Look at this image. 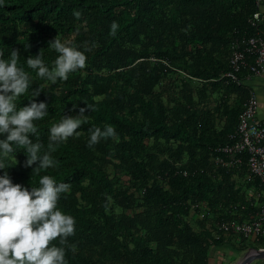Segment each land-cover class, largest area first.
<instances>
[{
    "label": "trees",
    "instance_id": "1",
    "mask_svg": "<svg viewBox=\"0 0 264 264\" xmlns=\"http://www.w3.org/2000/svg\"><path fill=\"white\" fill-rule=\"evenodd\" d=\"M259 10L256 0H0V51L7 60L17 50L18 67L30 77L17 107L37 90L35 101L48 105L30 137L44 145L41 155L54 123L92 109L78 135L51 152L54 167L32 173L39 162L25 167L27 156L15 145L5 161L13 183L29 190L43 175L70 184L58 201L76 221L67 264H211L222 247L242 253L264 246V237L222 229L253 222L264 201L247 154L238 165L215 162L231 159L218 150L233 143L249 93L225 76L229 58L241 41L263 32L254 24ZM57 35L91 50L84 69L51 82L26 59L42 50L51 69L58 54L48 42ZM247 73L242 67L236 77ZM105 125L116 136L89 148V129ZM52 243L60 246L59 239Z\"/></svg>",
    "mask_w": 264,
    "mask_h": 264
},
{
    "label": "clouds",
    "instance_id": "2",
    "mask_svg": "<svg viewBox=\"0 0 264 264\" xmlns=\"http://www.w3.org/2000/svg\"><path fill=\"white\" fill-rule=\"evenodd\" d=\"M74 15L79 18L80 12H74ZM117 29L118 23L113 21L109 34L115 36ZM48 46L58 54L51 69L43 61L42 50L26 59L28 68L35 70L40 78L51 82L65 81L70 73L86 67L85 51L90 48L80 51L70 42H62L59 35L49 41ZM3 56L0 51V136L4 137L0 139V170H4L0 175V264H67L66 249L75 251V245L68 244V237L75 234L76 221L58 209V201L60 194L70 191V184L57 183L51 176L43 175L39 178V186L29 190L13 183L5 161L14 152L15 145L27 156L25 167L39 162L32 173L39 175L41 170L54 167L57 161L51 152L55 151L56 145L78 135L77 130L87 122L85 112L92 109L87 105V108L79 109V115L63 116L54 123L49 129V151L41 155L44 145L39 140L33 142L30 137L38 131L34 122L43 120L48 114V105L35 101L41 92L37 90L27 106L17 107V100L29 88L30 77L23 67H18L20 55L17 50L12 49L7 60ZM89 133V148H94L101 139L116 136L111 125H105L103 130L90 128ZM57 239L60 246L52 243Z\"/></svg>",
    "mask_w": 264,
    "mask_h": 264
},
{
    "label": "built area",
    "instance_id": "3",
    "mask_svg": "<svg viewBox=\"0 0 264 264\" xmlns=\"http://www.w3.org/2000/svg\"><path fill=\"white\" fill-rule=\"evenodd\" d=\"M264 0H256L257 6L260 8ZM263 25V32L255 37L247 38L240 42V46L232 52L229 58L231 71L225 76L239 84L249 79L247 76L239 80L236 73L242 67H248V76L258 73L264 63V10H259L254 14V24ZM253 57V63L247 64V57ZM258 101L255 93L249 90L248 97L244 102L243 109L238 118L236 131L230 136L233 143L220 148L218 151L231 159L227 163L222 162L218 158L216 163L225 166L231 164H240L239 155L247 154V167L250 174L256 176L264 187V125L257 121ZM264 201L259 209L256 219L251 223H235L222 224V229L228 231L232 229L236 234L245 238L259 240L264 237ZM264 248H260L263 251Z\"/></svg>",
    "mask_w": 264,
    "mask_h": 264
},
{
    "label": "crops",
    "instance_id": "4",
    "mask_svg": "<svg viewBox=\"0 0 264 264\" xmlns=\"http://www.w3.org/2000/svg\"><path fill=\"white\" fill-rule=\"evenodd\" d=\"M260 10H264V2L262 6H260ZM246 76L249 79L246 78L244 83L249 87V90H252L255 93L257 101H258L257 121L264 125V63L262 64L258 73L252 74L251 76L250 75L248 76V73H247ZM249 242L252 243L253 241L250 240ZM234 246H237V245H234ZM260 248H264V246H258V247L250 246L244 252L239 253L241 254V256L239 257L238 260L236 261L232 260L228 264H238L239 262L243 260L245 254H247L248 252L253 253V249L259 250ZM228 249L234 250V247L233 248L228 247ZM243 253L245 254L243 255ZM221 262L222 260L220 259L219 254L216 252L211 258V264H221ZM249 264H264V258L254 259Z\"/></svg>",
    "mask_w": 264,
    "mask_h": 264
},
{
    "label": "rangeland",
    "instance_id": "5",
    "mask_svg": "<svg viewBox=\"0 0 264 264\" xmlns=\"http://www.w3.org/2000/svg\"><path fill=\"white\" fill-rule=\"evenodd\" d=\"M219 254L220 259L222 260L221 264H228L230 261L238 260L241 254H239L236 250H230L228 248H220L216 251ZM245 253H243L244 255ZM242 255V256H243Z\"/></svg>",
    "mask_w": 264,
    "mask_h": 264
},
{
    "label": "water",
    "instance_id": "6",
    "mask_svg": "<svg viewBox=\"0 0 264 264\" xmlns=\"http://www.w3.org/2000/svg\"><path fill=\"white\" fill-rule=\"evenodd\" d=\"M262 258H264V251L253 249V253L248 252L247 254H245L243 260L238 264H249L254 259H262Z\"/></svg>",
    "mask_w": 264,
    "mask_h": 264
}]
</instances>
